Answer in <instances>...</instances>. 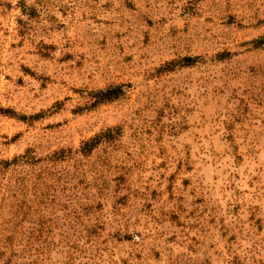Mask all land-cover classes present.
Segmentation results:
<instances>
[{"label": "rangeland", "instance_id": "1", "mask_svg": "<svg viewBox=\"0 0 264 264\" xmlns=\"http://www.w3.org/2000/svg\"><path fill=\"white\" fill-rule=\"evenodd\" d=\"M0 264H264V0H0Z\"/></svg>", "mask_w": 264, "mask_h": 264}, {"label": "trees", "instance_id": "2", "mask_svg": "<svg viewBox=\"0 0 264 264\" xmlns=\"http://www.w3.org/2000/svg\"><path fill=\"white\" fill-rule=\"evenodd\" d=\"M120 93H121V88L115 87V88L109 89L107 91H100L99 93H97V95L98 96H106L108 94H112V95H114L113 97H115V96L119 95Z\"/></svg>", "mask_w": 264, "mask_h": 264}]
</instances>
